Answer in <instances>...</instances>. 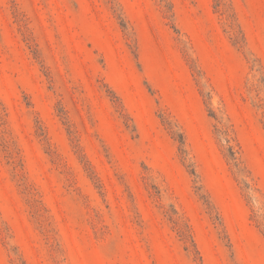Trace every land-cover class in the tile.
<instances>
[{
  "label": "rangeland",
  "instance_id": "374dc122",
  "mask_svg": "<svg viewBox=\"0 0 264 264\" xmlns=\"http://www.w3.org/2000/svg\"><path fill=\"white\" fill-rule=\"evenodd\" d=\"M0 264H264V0H0Z\"/></svg>",
  "mask_w": 264,
  "mask_h": 264
}]
</instances>
